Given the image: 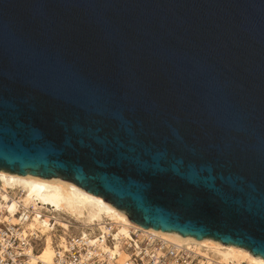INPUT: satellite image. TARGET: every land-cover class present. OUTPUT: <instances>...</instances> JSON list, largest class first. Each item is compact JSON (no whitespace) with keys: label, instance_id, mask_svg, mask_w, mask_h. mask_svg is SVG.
Segmentation results:
<instances>
[{"label":"water","instance_id":"95a60500","mask_svg":"<svg viewBox=\"0 0 264 264\" xmlns=\"http://www.w3.org/2000/svg\"><path fill=\"white\" fill-rule=\"evenodd\" d=\"M0 170L264 258V0H0Z\"/></svg>","mask_w":264,"mask_h":264},{"label":"bare ground","instance_id":"6f19581e","mask_svg":"<svg viewBox=\"0 0 264 264\" xmlns=\"http://www.w3.org/2000/svg\"><path fill=\"white\" fill-rule=\"evenodd\" d=\"M1 207H6L5 212L11 223L19 221L15 216L18 207H32L23 227L44 242L39 258L45 261L51 260L55 242L64 244L69 227L75 223L74 227L83 233L86 227L91 230L96 227L103 234L107 232V224L115 227L117 240L113 248H105L118 260L127 258L126 251L121 250V241L130 236V228L140 227L143 232H151L177 246L191 247L200 255L211 256L217 264H264V258L254 256L242 247L223 244L211 238L195 239L134 224L123 211L102 197L60 177L43 178L0 170Z\"/></svg>","mask_w":264,"mask_h":264},{"label":"built area","instance_id":"2783aa9c","mask_svg":"<svg viewBox=\"0 0 264 264\" xmlns=\"http://www.w3.org/2000/svg\"><path fill=\"white\" fill-rule=\"evenodd\" d=\"M31 208L18 207L16 223L8 220L6 207L0 208V264H217L211 256L177 246L140 227L130 228V236L121 241L127 258L118 260L105 248H113L118 237L110 224L105 234L96 227L67 233L64 244L55 242L51 260L45 261L39 258L42 239L23 227Z\"/></svg>","mask_w":264,"mask_h":264},{"label":"rangeland","instance_id":"374dc122","mask_svg":"<svg viewBox=\"0 0 264 264\" xmlns=\"http://www.w3.org/2000/svg\"><path fill=\"white\" fill-rule=\"evenodd\" d=\"M72 220H74V219H72ZM65 223H66V221H65ZM67 225V224H66ZM76 224L75 223H73L70 227H69V231H68V233H77L78 232V229L77 228H75L74 226H75ZM57 233H59V232H57ZM42 246H44V242H43V245Z\"/></svg>","mask_w":264,"mask_h":264}]
</instances>
